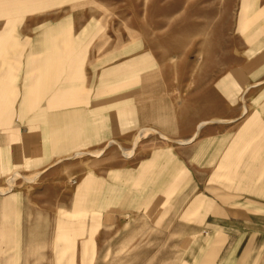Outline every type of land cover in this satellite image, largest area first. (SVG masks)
I'll return each mask as SVG.
<instances>
[{
    "label": "rangeland",
    "instance_id": "374dc122",
    "mask_svg": "<svg viewBox=\"0 0 264 264\" xmlns=\"http://www.w3.org/2000/svg\"><path fill=\"white\" fill-rule=\"evenodd\" d=\"M25 131L45 164L3 161L0 264H221L217 226L264 212V0H0Z\"/></svg>",
    "mask_w": 264,
    "mask_h": 264
},
{
    "label": "crops",
    "instance_id": "0c3cea01",
    "mask_svg": "<svg viewBox=\"0 0 264 264\" xmlns=\"http://www.w3.org/2000/svg\"><path fill=\"white\" fill-rule=\"evenodd\" d=\"M86 112L87 111H85V113ZM206 123V121L200 122L197 125L193 137L180 143L187 144L194 141L201 128ZM162 136L166 138L165 135ZM10 138L11 137L8 134L4 135V137L0 135V171L4 168L3 161L7 160H10L12 164L17 165L24 164V161H38L41 162L42 165L45 164L42 162L45 160L46 156L41 147L42 141L40 140V137L38 138L36 135H30L29 131H25L24 133H20V140L18 141L12 142ZM34 144H36V146ZM77 154L80 153L78 152ZM56 156L54 155L53 158ZM247 214L248 215L245 217H241L238 213H232L228 217L230 223L227 226L218 225V228L215 229L217 233H222L227 236V243L226 245L224 244L223 247L229 248L228 255H230L226 256L224 259L225 261L221 264H225L226 260L229 264H232L234 260L236 261V264H239L241 256L245 255L249 249H260L264 247V212ZM232 254H234V256H232Z\"/></svg>",
    "mask_w": 264,
    "mask_h": 264
},
{
    "label": "bare ground",
    "instance_id": "6f19581e",
    "mask_svg": "<svg viewBox=\"0 0 264 264\" xmlns=\"http://www.w3.org/2000/svg\"><path fill=\"white\" fill-rule=\"evenodd\" d=\"M202 127V126H201ZM143 133V132H142ZM100 154V153H99Z\"/></svg>",
    "mask_w": 264,
    "mask_h": 264
}]
</instances>
